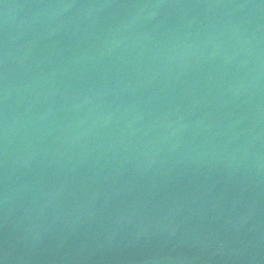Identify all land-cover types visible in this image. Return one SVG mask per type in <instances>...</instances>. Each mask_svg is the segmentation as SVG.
<instances>
[{
    "label": "water",
    "instance_id": "1",
    "mask_svg": "<svg viewBox=\"0 0 264 264\" xmlns=\"http://www.w3.org/2000/svg\"><path fill=\"white\" fill-rule=\"evenodd\" d=\"M0 264H264V0H0Z\"/></svg>",
    "mask_w": 264,
    "mask_h": 264
}]
</instances>
